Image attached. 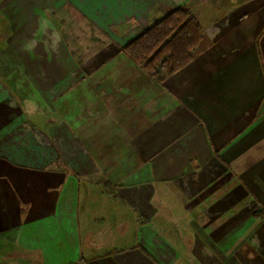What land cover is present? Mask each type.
I'll return each mask as SVG.
<instances>
[{"label":"crops","instance_id":"crops-1","mask_svg":"<svg viewBox=\"0 0 264 264\" xmlns=\"http://www.w3.org/2000/svg\"><path fill=\"white\" fill-rule=\"evenodd\" d=\"M162 4L206 35L164 81ZM0 264H264V0H0Z\"/></svg>","mask_w":264,"mask_h":264},{"label":"trees","instance_id":"trees-1","mask_svg":"<svg viewBox=\"0 0 264 264\" xmlns=\"http://www.w3.org/2000/svg\"><path fill=\"white\" fill-rule=\"evenodd\" d=\"M202 38L200 21L188 6H180L155 20L124 50L150 76L164 81L193 60ZM106 185L112 193V185Z\"/></svg>","mask_w":264,"mask_h":264},{"label":"rangeland","instance_id":"rangeland-1","mask_svg":"<svg viewBox=\"0 0 264 264\" xmlns=\"http://www.w3.org/2000/svg\"><path fill=\"white\" fill-rule=\"evenodd\" d=\"M178 6H173V7H169V8H163V4H162V7L160 8V13L157 12L156 14L159 13V18L165 16L168 12H170V10L174 9V8H177ZM158 18V19H159ZM198 19V18H197ZM199 20V19H198ZM200 21V20H199ZM153 23V22H152ZM201 23V26H202V31H203V38L201 40V43L199 44V46L196 48V53L200 52V47L202 45L203 42H206V35H205V31H204V25L202 24V22L200 21ZM204 46V45H203ZM203 48V47H202ZM145 70V69H144ZM146 71V70H145ZM148 73V72H147ZM149 74V73H148ZM150 75V74H149ZM3 78V77H2ZM13 78L15 79V76H13ZM4 79V78H3ZM8 79H12V78H8ZM17 79H19V75H17ZM7 80V79H6ZM2 83V89H3V92L5 93V95L8 96L9 99L15 101L17 104H18V100H16L15 96L13 95L11 89L9 88V86H6L4 83H6L4 80H1ZM18 80H14L12 83H15L17 82ZM4 82V83H3ZM28 95V94H27ZM107 185H105V190H107Z\"/></svg>","mask_w":264,"mask_h":264}]
</instances>
